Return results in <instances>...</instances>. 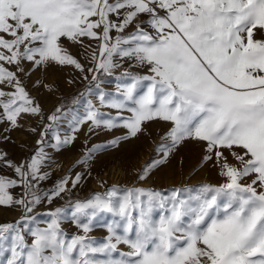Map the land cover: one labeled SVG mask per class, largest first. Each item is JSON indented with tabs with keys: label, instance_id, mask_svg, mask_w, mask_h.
Segmentation results:
<instances>
[{
	"label": "snow or ice",
	"instance_id": "snow-or-ice-1",
	"mask_svg": "<svg viewBox=\"0 0 264 264\" xmlns=\"http://www.w3.org/2000/svg\"><path fill=\"white\" fill-rule=\"evenodd\" d=\"M67 42L80 46L85 63ZM53 65L89 81L75 101L85 107L72 117L73 133L84 124L122 127L131 139L149 122L168 125L158 158L136 183L152 179L190 140L203 145L201 165L215 168L219 182L112 186L36 213L83 180L67 175L40 189L51 159L44 137L51 131L57 149L75 139H61L54 127L67 113L57 107L45 118L25 83ZM104 77L114 79V92L101 87ZM25 116L50 123L24 162L0 152V169L14 173L0 175V206L22 211L0 225V264H264V0H0V124L7 132ZM105 216L112 219L98 240L90 233Z\"/></svg>",
	"mask_w": 264,
	"mask_h": 264
},
{
	"label": "rangeland",
	"instance_id": "rangeland-1",
	"mask_svg": "<svg viewBox=\"0 0 264 264\" xmlns=\"http://www.w3.org/2000/svg\"><path fill=\"white\" fill-rule=\"evenodd\" d=\"M66 47L81 63L86 62L85 56L77 55L81 51L79 45L67 42ZM93 47H95L94 43ZM90 52L91 49H89ZM120 71L123 69L118 70L116 74ZM38 80L43 81L44 85L51 86L52 91H49L47 86L34 87ZM69 81L73 82L69 83ZM104 81L101 87L105 91L114 92L116 83L114 79L104 77ZM25 83L28 85L30 95L41 106L45 118L52 115L57 107H61L67 113V116L54 126L61 139L75 136L69 144L60 146L58 149L54 147L56 141L51 131L44 137V150L51 159L45 162L46 166L41 170L49 173V178L40 183V189L50 190L57 181L67 175L72 177L76 174L83 175L81 184L72 190L71 195L64 194L63 199L57 198L52 205L41 204L36 209V213H45L55 207L66 206L70 199H84L92 193L104 192L112 186L151 187L160 190L219 182L215 168L211 165H201L204 154L203 145L190 140L175 151L169 158V162L153 174L152 179L136 183V176L142 167L150 160L158 158L159 154L154 149L161 143V137L168 125L160 121L149 122L145 125L144 133L131 139H124L126 129L122 127L111 131L103 128L89 131V124H84L78 132L73 133L69 127L72 117L83 115L85 107L84 104H76L75 101L80 98L81 93L86 92L89 81L83 80L81 73L72 67L53 65L45 72L37 70ZM93 102L98 103L96 100ZM101 111L116 115L112 109L103 108ZM125 115L130 114L125 113ZM48 123L50 122L43 118L25 116L20 121V127L7 132L4 131L8 127L7 123L0 124V152L6 153L8 158L17 164L24 162L41 147L37 141L41 138V133L44 132ZM114 139L120 140L115 147L111 146V141ZM93 148L98 150L86 165L81 164L80 161L84 159L85 154ZM0 175L14 177L10 169H0ZM9 191L14 197H19L21 194L20 188ZM21 215L22 211L17 207L0 206V225L15 222L20 219ZM39 218L44 219L43 216ZM111 219V216H105L90 235L102 240L107 235L103 225L109 223ZM71 230L75 231L74 228ZM121 247L123 249V246Z\"/></svg>",
	"mask_w": 264,
	"mask_h": 264
}]
</instances>
